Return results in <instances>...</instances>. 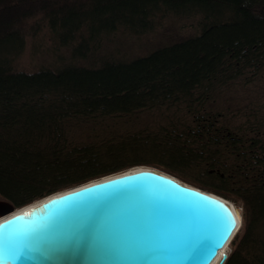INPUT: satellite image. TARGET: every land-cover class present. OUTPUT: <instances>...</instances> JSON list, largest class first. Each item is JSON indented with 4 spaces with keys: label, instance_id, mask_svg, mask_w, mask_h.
Segmentation results:
<instances>
[{
    "label": "trees",
    "instance_id": "16d2710c",
    "mask_svg": "<svg viewBox=\"0 0 264 264\" xmlns=\"http://www.w3.org/2000/svg\"><path fill=\"white\" fill-rule=\"evenodd\" d=\"M169 15L198 16V32L132 58L79 63L115 33L141 36ZM44 48L50 63L22 62ZM249 71H264V0H0V198L20 208L143 154L183 179L203 164L191 181L242 204L224 264H264V131L235 133L205 107ZM179 105L192 126L68 141L72 121Z\"/></svg>",
    "mask_w": 264,
    "mask_h": 264
},
{
    "label": "water",
    "instance_id": "95a60500",
    "mask_svg": "<svg viewBox=\"0 0 264 264\" xmlns=\"http://www.w3.org/2000/svg\"><path fill=\"white\" fill-rule=\"evenodd\" d=\"M216 195L147 168L65 189L27 214L0 198V264H211L239 230Z\"/></svg>",
    "mask_w": 264,
    "mask_h": 264
},
{
    "label": "rangeland",
    "instance_id": "374dc122",
    "mask_svg": "<svg viewBox=\"0 0 264 264\" xmlns=\"http://www.w3.org/2000/svg\"><path fill=\"white\" fill-rule=\"evenodd\" d=\"M198 22V16L187 18L169 15L162 19V23L154 31L141 36L117 32L114 34L113 39L111 37V39L106 41L104 48H102L103 50L98 51L88 60H79V63L89 64V62L96 60L97 57H101L103 53L115 56H126L127 58L145 54L159 46L170 44L196 34L199 30ZM62 51L66 57L70 53L66 48H63ZM53 58V53L44 48L42 52L36 54L27 51L21 60L24 64H48ZM261 74H255L249 71L245 77L237 79L230 85L218 90L213 97L205 103V107L208 110L213 111L215 114H219L217 125L224 126L235 133H248L250 137L253 136L258 129L264 131V124L262 123V121L264 122V71ZM171 124H176L179 127L178 130L193 125L192 114L189 113L185 105L171 108L141 110L130 115L115 114L98 116L93 119H81L72 121L71 123L69 122L66 131L70 144L85 145L111 138H119L125 135H132L139 131L156 132L160 131L162 128L170 127ZM129 161L133 162L135 165H131L115 174L126 172L138 166L156 168L172 174L162 168L160 162L146 154L130 158ZM204 168L202 164L201 168H198L199 170L195 168L194 170L188 169L182 171V174L187 179L178 177L175 174L172 175L183 182L200 187L191 181V179L198 177L197 175L201 174ZM108 176L109 175H107V177ZM219 196L233 203L241 212L242 217L241 203L222 195ZM38 200L40 199L33 202ZM231 251L232 247L229 244L227 254H230Z\"/></svg>",
    "mask_w": 264,
    "mask_h": 264
},
{
    "label": "bare ground",
    "instance_id": "6f19581e",
    "mask_svg": "<svg viewBox=\"0 0 264 264\" xmlns=\"http://www.w3.org/2000/svg\"><path fill=\"white\" fill-rule=\"evenodd\" d=\"M147 168H150V167H145V166H138V167H135L133 169H129L128 171L126 172H132V171H135V170H140V169H147ZM126 172H122V173H126ZM118 174H121V173H118ZM112 175H117V174H112ZM110 176V175H109ZM107 177V176H106ZM179 179V178H178ZM180 180V179H179ZM70 189V188H69ZM64 191V190H63ZM63 191H60V192H57L53 195H51L49 198L51 197H54V196H57L59 194H61ZM216 196H219V195H216ZM223 201H227V203L229 204V206L233 209V211L235 212V215L237 217V221H238V224L237 226L240 227L241 225V212L239 211V209L233 204L231 203L230 201H228L227 199L219 196ZM49 198H46V199H41V200H38L36 202H32L30 204H27L23 207H21L19 210H16L17 212H24L25 214L29 213V211L33 208V207H37L39 206L42 202L46 201L47 199ZM228 247H229V243H227L218 253V255L216 256V258L212 261L211 264H217L222 256V253L223 252H227L228 250ZM225 262V261H224ZM223 262V264H224Z\"/></svg>",
    "mask_w": 264,
    "mask_h": 264
},
{
    "label": "snow or ice",
    "instance_id": "6c2138e0",
    "mask_svg": "<svg viewBox=\"0 0 264 264\" xmlns=\"http://www.w3.org/2000/svg\"><path fill=\"white\" fill-rule=\"evenodd\" d=\"M29 215H31V214H29ZM231 215V214H230ZM232 223L234 224V227L232 228V230H234V228H235V218H232ZM231 230V231H232ZM230 234H231V232H230Z\"/></svg>",
    "mask_w": 264,
    "mask_h": 264
}]
</instances>
